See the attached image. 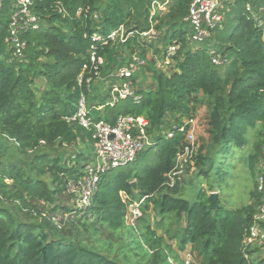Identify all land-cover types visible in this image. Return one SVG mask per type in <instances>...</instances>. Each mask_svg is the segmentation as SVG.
I'll return each mask as SVG.
<instances>
[{
    "label": "trees",
    "instance_id": "obj_1",
    "mask_svg": "<svg viewBox=\"0 0 264 264\" xmlns=\"http://www.w3.org/2000/svg\"><path fill=\"white\" fill-rule=\"evenodd\" d=\"M152 1L35 0L40 29L21 33L28 44L23 60L13 57L6 42L9 3L5 6L0 16V264H178L169 260L163 246L167 236H179L178 255L190 245V253L200 264H264V257L253 250L247 256L243 244L259 202L256 187L249 203L224 214L219 196L215 210L208 201L215 191L210 177L224 181L231 156L245 157L253 172L261 155L264 0L227 3L221 10L223 20L202 42L194 39V29L185 21L192 0H172L168 11L153 16L156 39L140 36L136 31L150 28ZM57 4H62L68 15L58 12ZM79 9L82 12L77 14ZM121 25L127 33H134L125 42L108 38ZM93 34L106 41L94 43ZM174 43L179 48L165 66L162 61ZM93 44L104 60L100 75L110 79L106 82L107 98L101 97L102 91L94 84L98 78L90 65ZM148 48L154 51L152 58L146 56ZM212 50L226 61L213 63ZM135 54L145 59L141 70L152 73L153 83L144 86L141 70L135 74L133 86L141 99L126 100L117 114L145 116L153 143L115 174L114 170L106 172L85 211L77 204L72 208L60 204L57 195L71 182L77 184L89 162L78 148L89 142L90 132L67 117L75 114L85 95L90 107L104 106L92 110L96 119L114 122L117 115L106 113L117 108L107 104L112 96L109 84L117 81V69ZM36 79L43 80L42 87H36ZM201 106L207 108L209 137H202L197 149L194 188L186 193L181 184L184 178L173 187L166 184L184 138L179 133L168 138L166 132L183 118L195 117ZM251 128H256L254 140L249 136ZM250 143L252 150L248 151ZM42 146L64 147L69 153L73 150V155L67 157L63 151L51 156L40 152ZM146 159L150 161L139 166ZM200 177L207 179L208 188L202 186ZM132 182L137 183L136 190ZM72 196L76 200L77 194ZM143 198L142 216L132 225L127 220L128 203ZM150 202L159 215L153 226L146 218ZM57 211L75 215L69 225L56 224L52 217ZM167 217L180 227L174 235L170 227L165 235H158ZM101 226L111 231L131 226L138 235L142 231L140 258L102 248ZM182 263L186 264L184 259Z\"/></svg>",
    "mask_w": 264,
    "mask_h": 264
},
{
    "label": "built area",
    "instance_id": "obj_2",
    "mask_svg": "<svg viewBox=\"0 0 264 264\" xmlns=\"http://www.w3.org/2000/svg\"><path fill=\"white\" fill-rule=\"evenodd\" d=\"M35 0H0V16L3 10L9 3L10 19L8 26V36L6 42L12 50V55L18 60L26 58L27 41L22 37L21 33L32 29H40L39 17L34 12ZM233 0H192L188 15L185 21L189 22L194 29V39L198 42L204 41L210 36V30L216 27L222 20L223 14L221 10L226 7L227 3ZM172 0H153L150 7V28L143 32H138L140 36L146 37L149 40L157 38V29L155 27V20L153 16L158 12L168 11ZM247 9L251 10V5L247 4ZM56 10L62 13L63 16L68 15V12L62 4L56 5ZM82 9L77 11L80 14ZM134 32H126L123 25L115 29L109 36L111 40H120L125 42L130 34ZM92 40L96 42H105L104 37L93 34ZM176 43L172 44L167 52L163 65L167 66L171 63L173 57L178 50ZM90 53L91 71L97 78H102L101 67L104 60L101 56L97 55V47L92 45ZM211 59L215 64H223L225 58L215 52L211 51ZM145 59L135 54L125 64L121 65L116 72L117 81H112L109 86L111 87V99L107 103L110 106H115L119 99H134L139 101L141 96L137 95L133 86L132 77L137 74L145 65ZM161 64V63H159ZM85 68L88 66L85 65ZM83 74L79 76V82H82ZM92 76L87 78V83L90 85ZM104 106L88 105L85 95H82L77 110L72 117H67L68 121H76L85 130L90 132L89 142L96 154V163L88 162L85 167L84 173L78 180L76 188L78 189V200L76 204L78 208L85 211L91 203L98 186L102 180L103 175L117 168H124L131 162L135 161L138 155L147 149L153 143V139L149 132V120L142 115H134L122 113L117 115L114 122L105 119H96L93 115V109H102ZM196 118L190 117L182 120L180 124L174 125L168 129L166 134L168 138H174L176 134L184 135L182 142V150L179 151L176 159L175 168L167 175L166 184L173 187L177 180L181 178V170L179 169L181 160L187 162L197 154L196 134H195ZM257 184L256 190L259 194V202L253 214L250 226L245 232L243 239L244 251L249 255L250 250H258L264 256V144L262 145L261 155L257 162ZM73 184H70L72 186ZM124 200L127 196L123 195ZM145 198L140 201H131L128 203L127 220L131 219L132 223L136 222L142 216L141 203ZM56 214L52 220L59 224L61 218ZM130 223V222H129ZM131 223V224H132ZM135 225V224H132ZM253 254H256L255 252ZM185 261V260H184ZM186 264L189 261H185Z\"/></svg>",
    "mask_w": 264,
    "mask_h": 264
},
{
    "label": "rangeland",
    "instance_id": "obj_3",
    "mask_svg": "<svg viewBox=\"0 0 264 264\" xmlns=\"http://www.w3.org/2000/svg\"><path fill=\"white\" fill-rule=\"evenodd\" d=\"M146 56L148 58H152L154 56V51H152L151 48H148V52ZM156 58L158 59V63H161V61L159 60L160 58L159 57H156ZM140 76H141L142 81L144 82V86H149L153 83L152 73L148 71L147 69L141 70ZM107 81H110V79L104 80V79L98 78L94 81V84L97 85L98 89L102 91L101 97L107 98V87H106ZM35 84H36V87H42L44 82L43 80L36 79ZM126 100L128 99H119L115 105L117 106L116 109L109 108L106 111L107 116L113 117V116L118 115L117 113L120 107H123L126 104L127 102ZM198 110L199 111L197 115L195 116L196 118L195 134H196L197 148H199L203 143L202 137L206 139L207 137H209V134L206 131L207 108L205 106H201ZM184 119L185 118H183L182 120ZM255 131H256V128L250 129L249 136H250V139L252 140H254L255 138ZM78 150H82L85 156L89 157L90 163L92 164L96 163L97 161L96 154L92 148L91 143L85 142L81 147L78 148ZM250 150H252L251 143L249 144L248 151ZM42 151L48 153L51 156L62 153L63 151L66 152L65 156L67 157H70L71 153H72L71 155H73V150H70V153H69L66 148L59 147V146H53V147L42 146L40 152ZM32 157L33 156H28L27 159H30ZM149 161H150L149 159L140 161L139 166H142L148 163ZM227 163L231 165L229 166L228 175L224 181L218 182L212 176L209 179V181L214 185V190L219 192L220 205L222 206L223 214L226 212V210L236 209L250 202V193L256 187L257 174H258L257 168H255L253 172L249 169L245 157L239 158L238 155L233 156V157L231 156V158L228 160ZM195 168L196 166H195L194 158L189 159L187 162H184L183 160H181L179 169L181 170L182 173H181L180 179L184 178L181 180L182 181L181 184L185 188L183 190L186 193H189L192 190V188H194L193 186L194 181L192 180L196 173ZM120 169L121 168L115 169L113 173L115 174ZM46 177L49 178V180H52L49 175H46ZM200 178H201L202 186H204L205 188H208L209 182L207 181V179L205 177H200ZM70 184H73V185L70 186ZM70 184H69V188L65 192H63L61 195H57L58 196L57 201L60 204H67L72 208V206L73 207L76 206V200H78V197H76V200H73L74 197L72 195L77 194L78 196L79 193H78V189L76 188V185H74L75 183L71 182ZM195 189H197V186ZM185 196L190 198L188 194ZM149 205L150 206H149V210L147 211L146 218L153 226L154 223L159 220V215L157 211H155L154 203L150 202ZM45 206H46L45 211L46 213H48L47 212L48 206L47 205ZM71 213L72 212L57 211V213H54V214L59 216L58 218L62 217L61 222L64 223L65 225L68 222H70L71 220L70 218H72L75 215L74 213L73 214ZM129 222L132 223L131 219H129ZM163 223L164 225L162 226V228L157 230L158 235H161V234L165 235V229H167L168 227L171 228L170 233L174 235L176 233V230L179 229L180 227V224L173 223V221L169 217H167ZM132 224H137V221ZM99 232H100L99 236L102 239V242H101L102 248L110 247L115 252L130 254V256H132L133 259L140 258L139 254H141L143 250L139 247V245L141 244V239L144 240L142 231L138 235L137 233L136 234L133 233V229L131 226H125L124 228L119 229L117 231H111L110 229H107L105 227L103 228L101 226ZM78 237H82V236L79 234ZM166 238H167L166 242L163 243V246L166 248L168 252V258L171 262L177 261L178 264H183L182 261L184 259L185 261H189L188 264H200L199 260L196 259V257L190 253V245H188V247L184 251L180 252L179 255L177 254L179 236H177L176 239L170 238L168 236ZM255 253L257 254V256L262 254L258 250H256Z\"/></svg>",
    "mask_w": 264,
    "mask_h": 264
},
{
    "label": "water",
    "instance_id": "obj_4",
    "mask_svg": "<svg viewBox=\"0 0 264 264\" xmlns=\"http://www.w3.org/2000/svg\"><path fill=\"white\" fill-rule=\"evenodd\" d=\"M131 184H132L134 190H136L137 189V183L132 182ZM218 196H219V192H217V191L211 192L210 195L208 196L209 206H210L211 210H215L219 207Z\"/></svg>",
    "mask_w": 264,
    "mask_h": 264
}]
</instances>
